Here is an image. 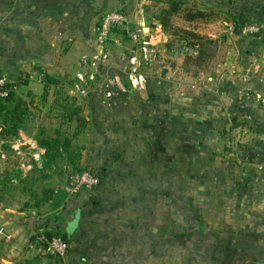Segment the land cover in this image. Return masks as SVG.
I'll return each instance as SVG.
<instances>
[{"label": "crops", "instance_id": "obj_1", "mask_svg": "<svg viewBox=\"0 0 264 264\" xmlns=\"http://www.w3.org/2000/svg\"><path fill=\"white\" fill-rule=\"evenodd\" d=\"M143 3L142 0H0V76L11 80L10 90L23 103L26 99L22 91L40 88L44 91L47 76L72 73L75 58L83 61L93 53L101 12L123 11L124 6L132 4L135 10L142 11ZM148 21L143 14H137L134 22L128 20L127 24L134 30L138 23ZM150 24L143 29L158 44V52L165 54L160 44L166 38L162 41V36L157 35L164 33V29L156 20ZM123 46L124 42L119 41L111 47L109 60L104 62V69L87 95L70 89L79 98L87 121L82 134L86 145L81 149L74 147L78 155L75 165L99 173L100 186L76 196L54 193L53 199L40 209L0 205V225H5L8 231L11 227L30 234L42 227L53 232L65 230L71 237L69 253L56 261L38 260L26 257L25 248L18 241L3 245L8 258L2 264H156L157 228L153 211L147 208L150 200L155 199L156 180L162 179L157 172L169 174L168 165L175 161L172 140L184 138L181 125L191 115L185 112L187 99L173 97L172 85L181 83L172 81L170 68L152 72L153 69L145 71L134 65L122 67L135 60ZM234 46L229 63L232 71L228 72L232 77L237 76L245 62L241 45L234 42ZM167 54L169 57L171 53L167 51ZM134 69L136 76L143 77L140 85L131 80ZM203 73L199 70V76ZM214 78L209 80L214 82ZM233 78L229 81L235 84L237 77ZM245 78L249 80V76ZM13 104L8 105L13 107ZM5 127L0 116L1 143L11 142L13 137L5 136ZM17 137L26 139L27 135L20 129L13 140ZM170 178L171 175L165 174L163 185H172ZM251 180L248 192L243 195L247 214L242 225L236 227L235 212L226 235L220 233L223 229L214 226L217 240L203 247L202 264H264V209L253 205L256 199L264 201V193L255 190L257 186L262 189L264 179ZM139 201L147 208L139 210L136 205ZM47 210L53 217L45 219ZM76 212L79 223L70 232L68 223ZM170 242L162 246L170 249Z\"/></svg>", "mask_w": 264, "mask_h": 264}, {"label": "rangeland", "instance_id": "obj_2", "mask_svg": "<svg viewBox=\"0 0 264 264\" xmlns=\"http://www.w3.org/2000/svg\"><path fill=\"white\" fill-rule=\"evenodd\" d=\"M166 1L142 0V11L135 10L132 4L117 12L124 16L126 22H134L137 14H143L144 18L150 19L148 22L138 23L136 29L152 25L150 22L153 20L161 25L159 19L163 15V9L168 7ZM184 1L183 10L171 17L173 27H162L164 33L157 34L162 36V41L166 38L160 44L166 51L165 54L157 52L153 62L146 63L141 60L138 45L128 35L124 26L112 30L105 47V51L109 53L116 42H124L122 49L140 61L139 64L136 60H130L122 66L125 68L134 65L145 71L153 69L152 72L170 68L172 81L181 83H173V97L185 98L190 102L186 100L188 108L185 112L191 116L181 125L182 135H186L179 139L173 136L172 157L175 161L168 165L169 174L157 172V176L162 179L165 174L171 175L172 185H163V180L157 179L155 199L150 200L148 208L141 201L136 204L139 210L147 208L152 210L155 216L158 245L156 264H202L203 247L207 242L217 240V232L214 233L212 228L218 226L223 229L220 233L226 235L227 226L233 222L235 212L236 227L242 225L243 216L247 214V203L244 202L243 195L248 192V181L264 179V88H258L259 85H264V0ZM109 11L116 10L101 12L98 21ZM199 11L204 13L202 18L197 17ZM192 16H195L193 20H189ZM242 20L246 22L242 24ZM255 23L262 25L258 33L247 35L241 32L242 26ZM175 29H185L204 36L202 42L205 43V50L202 61L199 62L183 50L184 41L194 42L197 38ZM145 32L148 33V30ZM254 38L252 43L249 42ZM208 39H212L214 43ZM234 42L241 45L245 60L241 70L236 73L237 76H233L237 77L235 84L229 81L234 78L228 73L229 70L232 71L229 63L235 49ZM156 45L158 51V44ZM96 46L93 53L86 58L89 68L86 67L84 59L82 61L79 57L75 58L72 73L64 76L49 75V81L55 80L57 83L46 84L44 91L40 88L21 92L26 99L22 100L23 107L27 108L25 130H22L27 138L17 137L14 141L13 137L11 142L6 143H1L0 140V179H6L7 176L10 178L6 184L0 183L1 206L19 209L27 202L32 205L37 198L41 199L45 189L52 187L55 190L68 179V168L64 162H61L49 177L36 171L41 168L35 161L38 151L30 142L32 140L37 146L35 137L40 135V129L43 128L49 135L54 134L53 130L61 129L72 138L73 146L77 149L86 145V138L82 134L87 128V123L79 129L78 121L64 120L65 112L62 106L73 103L66 98L67 95L75 97V105H80V100L75 95L78 91L77 84H80L76 73L79 68L83 67L81 71L85 77L88 76L87 82L82 83L87 91L92 83L98 80L101 70L105 67L104 62L109 58H102L97 62V66H91L92 60L102 51ZM167 51L171 53L169 57ZM199 70L204 72L203 75L199 76ZM91 73L94 80L89 78ZM130 76L133 82H143L142 76ZM245 76H249V80L245 81ZM209 77H215V81L212 82ZM250 81L252 83H249ZM70 89L77 91L72 94ZM80 115L84 116L83 108ZM75 133L78 135H74ZM38 149L44 152L39 146ZM261 187L262 189L259 186L255 188L257 193H264V185ZM253 205L257 209H264V201L256 199ZM49 211H45V219L53 217L51 213L48 214ZM9 229L15 236L9 243H5L0 236V264L3 259L8 258L3 245H12L18 241L24 246L26 257L54 261L64 258L44 255L37 247L30 245L38 231L30 234L18 230V227ZM169 242L170 249L162 246V243Z\"/></svg>", "mask_w": 264, "mask_h": 264}, {"label": "trees", "instance_id": "obj_3", "mask_svg": "<svg viewBox=\"0 0 264 264\" xmlns=\"http://www.w3.org/2000/svg\"><path fill=\"white\" fill-rule=\"evenodd\" d=\"M168 7L163 9L162 17L159 19L161 26L165 28H172L173 25L171 23V17L180 13L183 10V7L185 5L184 0H167ZM204 16L203 12L199 11V15L197 17L202 18ZM195 16L189 17V20H193ZM245 20H242V24L245 23ZM132 29H127L128 35L130 34ZM177 32L186 33V35H191L193 38H197V41L189 42L184 41L188 46L191 48L197 47L198 53L196 55H193L189 53V56L195 57L198 59V61H202L204 50H205V43L202 42L204 40V36L193 33L191 31H187L185 29H175ZM209 42L214 41L212 39ZM49 77L47 76L46 83H57V81H49ZM10 89H12L10 85ZM68 100H71L72 104H66L62 106V109L64 110V120H67L68 122L72 121H78V128L82 129L87 121L84 116L80 115L82 111L81 105H75L76 98L71 96H66ZM16 98L15 93L13 90H9V93L6 97L0 98V116L3 118L4 123L6 125L5 128H3V132L5 133V136H18L20 129H24V125L27 121V108L23 107V103ZM9 103H15V105L10 107ZM54 134L49 135L46 134L47 131L43 128L40 129V135H38L36 138L38 146L44 149V154L42 156V167L38 168L39 173L44 174L45 176L49 177L50 174L53 173L55 168L61 164V162L65 163L66 166H70L68 168L67 173L71 170L76 171H82L85 169H81L75 165V161L78 158V155L75 153L74 146L72 143V138L69 135H66L61 129H55L53 130ZM78 135V133H75L74 135ZM76 135V136H77ZM11 137V138H13ZM90 170V169H89ZM93 171V170H91ZM94 172V171H93ZM97 173V172H95ZM99 174V173H98ZM100 175V174H99ZM101 176V175H100ZM10 178L7 176L6 179H0V183L2 185L6 184L7 181H9ZM102 180V177H101ZM54 188H48L43 191V196L40 198H37L36 202L34 204H29L28 202L24 204V207H22V210H29V209H40L43 205L47 204L50 200L54 197ZM60 237H62L65 241H67L69 244H71V237L69 236V233L65 230H62L59 232ZM47 236L51 239L54 237V232L47 229ZM71 246V245H70ZM1 244H0V250H1Z\"/></svg>", "mask_w": 264, "mask_h": 264}, {"label": "built area", "instance_id": "obj_4", "mask_svg": "<svg viewBox=\"0 0 264 264\" xmlns=\"http://www.w3.org/2000/svg\"><path fill=\"white\" fill-rule=\"evenodd\" d=\"M121 26H124L126 27V29H129L128 24L121 13L117 11H109L103 15L98 25V32L96 37V45H98V47H100L102 51L97 56H95L94 60H92V62L90 63L91 66H97V62L100 61V59L102 58H104V60L107 59L108 53L105 51V47L109 41L111 32L114 28ZM261 28L262 25L259 23L244 25L241 27V32L247 35L252 33L256 34L261 30ZM130 36L138 45L139 56L141 60L146 63L153 62L156 59L158 51L156 47L157 45L149 36V33H146L143 28L134 29L131 30ZM183 50L193 55H196L198 53L197 47L191 48L186 43L183 45ZM134 59L138 61L136 56L134 57ZM84 63L86 64V67L89 68V63L87 59H84ZM138 63L140 64V61H138ZM135 72L136 69H134L133 74H135ZM78 77L80 79V84H77L78 91L81 94H87L88 91L82 85V83L87 82L88 76L85 77L83 71H80L78 73ZM89 78L91 80H94L93 73L90 74ZM11 84L12 82L8 77L0 76V98H4L8 95ZM137 84H139V81L137 82ZM30 144L33 148L38 151V154L35 157V161L37 164H40V167H42V156L44 152L38 149V143L36 146L34 143H32L31 140ZM17 146L19 147L20 145ZM101 181V176L98 173H95L89 169H85L82 171L71 170L68 174V179L66 183L62 186L57 187L55 189V194L63 192L69 196H76L85 191L92 192L100 186ZM0 236L3 238L5 243H9L13 239L15 234L8 231L5 225H3L0 227ZM31 241L32 242L30 243V245L32 247H37V249L44 255L65 257L70 250V244L65 241L62 237H52L50 239L47 236V229L45 227L40 228Z\"/></svg>", "mask_w": 264, "mask_h": 264}, {"label": "water", "instance_id": "obj_5", "mask_svg": "<svg viewBox=\"0 0 264 264\" xmlns=\"http://www.w3.org/2000/svg\"><path fill=\"white\" fill-rule=\"evenodd\" d=\"M78 223H79V217H78V213L76 212V213L73 214L72 218L70 219V221L68 223V229H69V231L70 232H73L74 228L76 226H78ZM59 236H60V234H59L58 231L57 232H54V237L55 238H57Z\"/></svg>", "mask_w": 264, "mask_h": 264}]
</instances>
